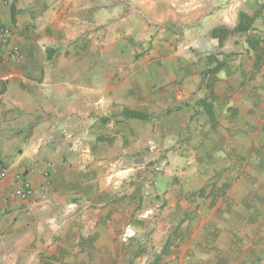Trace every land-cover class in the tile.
I'll use <instances>...</instances> for the list:
<instances>
[{"label": "crops", "instance_id": "1", "mask_svg": "<svg viewBox=\"0 0 264 264\" xmlns=\"http://www.w3.org/2000/svg\"><path fill=\"white\" fill-rule=\"evenodd\" d=\"M122 1L0 0V264H264V57L128 71Z\"/></svg>", "mask_w": 264, "mask_h": 264}, {"label": "rangeland", "instance_id": "2", "mask_svg": "<svg viewBox=\"0 0 264 264\" xmlns=\"http://www.w3.org/2000/svg\"><path fill=\"white\" fill-rule=\"evenodd\" d=\"M123 1L124 11L131 16V30L122 38L124 46H128L122 50V61L119 63L128 71L140 59L146 58L149 63V58H178V72L183 74L192 71L201 76L219 63H224L226 72L234 75L242 67L248 74L253 72L256 54L235 29L240 22V14L245 13L257 18L250 36L258 35L264 39V20L260 17L264 12V0ZM215 28H224L227 32L221 33L222 43L212 36ZM119 50H114L117 59ZM201 86L198 83L196 88ZM159 163H148V171L157 172L160 169L158 172L163 173L165 167Z\"/></svg>", "mask_w": 264, "mask_h": 264}, {"label": "trees", "instance_id": "3", "mask_svg": "<svg viewBox=\"0 0 264 264\" xmlns=\"http://www.w3.org/2000/svg\"><path fill=\"white\" fill-rule=\"evenodd\" d=\"M262 20H264V12L260 15ZM257 18L255 17H249L245 13L240 14V22L238 26L236 27L235 31L240 33L245 39L246 43L250 45L252 48V51L255 52L256 54V62L260 64L263 60V54H264V39L260 38L258 35L257 36H250L251 29L253 27V24L255 23ZM212 36L215 39H218L220 43L223 42V37L221 36V33H227L224 28H215L212 30ZM224 63H219L216 68L213 70H207L205 73L207 75H213L218 73ZM202 106H204L206 109H210V106L207 104L206 100L201 101ZM130 116L132 118L136 117L135 113H130Z\"/></svg>", "mask_w": 264, "mask_h": 264}, {"label": "built area", "instance_id": "4", "mask_svg": "<svg viewBox=\"0 0 264 264\" xmlns=\"http://www.w3.org/2000/svg\"><path fill=\"white\" fill-rule=\"evenodd\" d=\"M10 34H11L10 29L6 28L5 26H2V24L0 23V48L8 45ZM9 58L14 61L19 59V49L17 47H12L10 49ZM5 177H6V170H2L0 168V179H3ZM16 179L18 181H21L22 177L17 176ZM16 194L21 200H30L31 198L34 197V195L36 194V191L30 182L25 181L23 183V187L21 189H18L16 191ZM76 209H77V206L72 205L70 208V211H75Z\"/></svg>", "mask_w": 264, "mask_h": 264}]
</instances>
